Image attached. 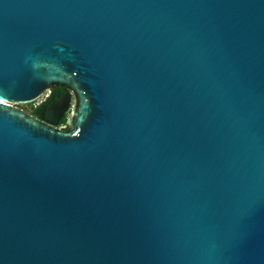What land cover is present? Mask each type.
<instances>
[{
	"label": "water",
	"instance_id": "1",
	"mask_svg": "<svg viewBox=\"0 0 264 264\" xmlns=\"http://www.w3.org/2000/svg\"><path fill=\"white\" fill-rule=\"evenodd\" d=\"M0 100V264H264V0H0Z\"/></svg>",
	"mask_w": 264,
	"mask_h": 264
},
{
	"label": "flooded vegetation",
	"instance_id": "2",
	"mask_svg": "<svg viewBox=\"0 0 264 264\" xmlns=\"http://www.w3.org/2000/svg\"><path fill=\"white\" fill-rule=\"evenodd\" d=\"M67 91L65 90V88H63V87H61V86H58V87H53V88H51L50 89V93H49V95H48V98L44 101V102H42V103H40L39 105H37L36 107H35V109H34V111L33 112H31V113H27L28 115H30L31 117H33L34 119H36V120H39V121H43L42 120V116L40 115H38L37 114V112L35 111L36 110V108L37 107H39V106H41V105H43L42 106V109H41V113H42V111H43V109H44V107L45 106H47L49 103H51L52 101H53V99H54V96H55V94H57V93H59V94H65ZM72 104H73V97H72V99H71V106H72ZM71 113V111L69 110L68 112H66L65 114H64V116L59 120V123H58V125L57 126H52V127H55V128H59L60 126H62V125H64L65 126V128L64 129H62V130H67V118H68V115ZM62 122H65L64 124H62ZM50 125V124H49Z\"/></svg>",
	"mask_w": 264,
	"mask_h": 264
},
{
	"label": "rangeland",
	"instance_id": "3",
	"mask_svg": "<svg viewBox=\"0 0 264 264\" xmlns=\"http://www.w3.org/2000/svg\"><path fill=\"white\" fill-rule=\"evenodd\" d=\"M43 99L44 98L42 97L39 100H37L35 102H32V103H29V104H16L15 107H17L18 109L23 110L26 113H31V112L34 111V109L38 105V103H40ZM70 114L68 115V117L70 116Z\"/></svg>",
	"mask_w": 264,
	"mask_h": 264
},
{
	"label": "built area",
	"instance_id": "4",
	"mask_svg": "<svg viewBox=\"0 0 264 264\" xmlns=\"http://www.w3.org/2000/svg\"><path fill=\"white\" fill-rule=\"evenodd\" d=\"M49 93H50V90H48V91H46L45 93H43L37 100H39L40 98H44L40 103H42V102H44L47 98H48V95H49ZM36 100V101H37ZM35 102V101H34ZM40 103H38V105L40 104ZM15 106V105H14ZM65 128V126H60L58 129H64Z\"/></svg>",
	"mask_w": 264,
	"mask_h": 264
},
{
	"label": "trees",
	"instance_id": "5",
	"mask_svg": "<svg viewBox=\"0 0 264 264\" xmlns=\"http://www.w3.org/2000/svg\"><path fill=\"white\" fill-rule=\"evenodd\" d=\"M42 106H43V105L37 107L36 110H35L39 116L42 114V113H41ZM64 123H65V122H62V124H64Z\"/></svg>",
	"mask_w": 264,
	"mask_h": 264
},
{
	"label": "snow or ice",
	"instance_id": "6",
	"mask_svg": "<svg viewBox=\"0 0 264 264\" xmlns=\"http://www.w3.org/2000/svg\"><path fill=\"white\" fill-rule=\"evenodd\" d=\"M0 103H4V101L3 100H0Z\"/></svg>",
	"mask_w": 264,
	"mask_h": 264
}]
</instances>
